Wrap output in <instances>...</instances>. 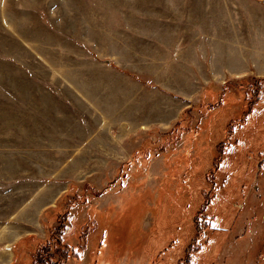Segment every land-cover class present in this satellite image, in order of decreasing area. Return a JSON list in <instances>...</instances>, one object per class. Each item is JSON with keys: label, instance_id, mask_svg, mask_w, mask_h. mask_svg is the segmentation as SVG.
Wrapping results in <instances>:
<instances>
[{"label": "rangeland", "instance_id": "rangeland-1", "mask_svg": "<svg viewBox=\"0 0 264 264\" xmlns=\"http://www.w3.org/2000/svg\"><path fill=\"white\" fill-rule=\"evenodd\" d=\"M0 264H264V0H0Z\"/></svg>", "mask_w": 264, "mask_h": 264}, {"label": "trees", "instance_id": "trees-1", "mask_svg": "<svg viewBox=\"0 0 264 264\" xmlns=\"http://www.w3.org/2000/svg\"><path fill=\"white\" fill-rule=\"evenodd\" d=\"M198 236H196V238L194 239V241H197L198 240ZM40 253H41V251H40ZM40 253H38V257H36V260H38V263H41V254ZM192 257V250L190 249V246L188 247V249H187V255H186V259H185V261H187L189 258H191ZM190 260V259H189Z\"/></svg>", "mask_w": 264, "mask_h": 264}]
</instances>
